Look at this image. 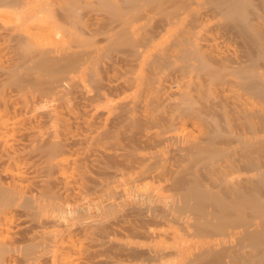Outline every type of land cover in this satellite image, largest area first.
<instances>
[{
	"label": "bare ground",
	"instance_id": "bare-ground-1",
	"mask_svg": "<svg viewBox=\"0 0 264 264\" xmlns=\"http://www.w3.org/2000/svg\"><path fill=\"white\" fill-rule=\"evenodd\" d=\"M20 6L31 19L56 6L58 25L81 26L61 42L41 19L12 43L0 30V264H99L94 215L137 191L193 234L264 249V0H0ZM77 68L121 122L50 104V85ZM58 122L73 146L52 139ZM126 126L150 149L126 148ZM128 155L137 170L114 167L123 178L95 191L100 161ZM242 250L237 264H264Z\"/></svg>",
	"mask_w": 264,
	"mask_h": 264
},
{
	"label": "rangeland",
	"instance_id": "rangeland-1",
	"mask_svg": "<svg viewBox=\"0 0 264 264\" xmlns=\"http://www.w3.org/2000/svg\"><path fill=\"white\" fill-rule=\"evenodd\" d=\"M30 6L31 5H29L28 8ZM28 8L24 6H22L21 8L20 6L21 10H18V12L20 13L17 14L6 8H5L6 10L0 8V30L3 33L5 32L4 34H6V36L7 35L9 36L7 37L8 43L9 42L12 43L11 40L13 39L12 34L14 37L15 30L19 31L23 26L28 28L29 26L32 27L34 26L35 28L38 25V23L40 24V22L42 21L45 22V20L48 23L51 30L53 31V35H52L53 39L56 40L57 42L64 41L65 40L64 37L69 38V36H73L76 33L78 34L80 32V26H81L80 22L72 21L68 23L67 22L63 23L62 25L60 24L58 25L56 23V21L53 19L54 14L58 10L56 6H49L43 9L41 11L42 13L39 14V17L37 16L36 18L32 17V19L34 18L33 21L29 16V15H33L31 12L32 6L30 7L31 10ZM14 15H16V17ZM37 19L38 20L41 19L40 22H38ZM99 37H101V35ZM114 50L116 51L114 52L111 51L112 53H110L109 51L107 52H109L108 53L109 55L111 54V56L116 57V55H119V53L122 52V47ZM21 51L22 48L18 46L16 48V52L20 53ZM105 58L106 57L103 58L102 62L105 61L104 60ZM106 64L104 67H106ZM77 69L80 70L79 68ZM78 70L73 69L75 74L72 73V70L69 72L70 74L66 72L65 74L68 73L67 75L68 78H65L66 75L63 77L62 75H60L59 77L60 79H57L58 81H60L62 78L65 79L60 81L58 84L57 83L54 84L53 82H52L53 84L51 83L52 85H50V87L51 89L53 88L54 90L50 89L49 95L50 94L51 95L50 96L47 95L49 97L48 99L53 101L52 103L50 102V104L54 105V104L65 103L72 108H74V105L75 108H77L79 105L86 104L90 108L94 107L97 114L102 118H107L110 116V118L112 119L113 122H115V124L121 122V116L119 114H116L114 112L111 113L110 108L108 109L106 108L109 107L107 102H101V103L98 102V96L95 90V86L92 85L91 82L89 83L88 82L89 80H86L88 77H86L85 71H83L82 69L80 71ZM119 73L120 72L111 73L112 75L110 78H109L110 75L108 76L107 73H104L103 74L104 76H102L100 82V84L104 82L102 85H104V87L106 88V94H108L109 98L111 99L119 98L118 96L121 95L122 93V90H114L113 88H111L112 90L111 89L108 90L107 87L108 86L107 83L110 81L109 79H112L113 77L115 79L120 78L119 76L121 73L120 74ZM44 77H47V79L49 78L48 75H44ZM46 85L47 83L42 84L41 85L42 87H40L41 90L43 87L45 89ZM35 90L39 91V95L42 92H44L43 94H45V91H47L46 93L48 94V88L45 91L42 90L41 93H40L41 90H39L38 88ZM60 124L63 125L62 122H58L57 126L54 127L53 133L55 134V130L57 132L55 136L53 134L54 137H52V139L54 140V142L56 143L58 142V144L59 143L61 144V141L63 140L62 141L63 146H65L64 143L73 146L75 143L72 140L64 141L63 136H61L63 135V128L65 126L63 127ZM123 128H124L123 130L124 133L122 131ZM123 128H121L120 130L122 132V134L120 133L121 134L120 137H122V135H125L124 137H122V139L124 140V145L126 146V148L131 147V145H133L142 150L150 149L148 145L141 143L138 138H130L129 136L131 135V133L129 136H127L128 134H126V132L127 133L130 132L129 130L126 131L127 129H129L127 126L126 128L125 127ZM60 131H62L61 132L62 134L60 133ZM107 145L110 147L113 146V144L111 143H108ZM102 160L100 161L103 162L100 163L102 166L99 164L98 168L99 166L100 168L96 169L94 173L96 177L95 183L93 184L95 191L101 190L103 188L104 183L112 184L121 180L123 176L117 175L118 173L121 172L120 168L126 171H136L138 168V161L133 155H128L125 161L116 159L112 156H105ZM114 167L119 168L117 174L116 172L113 173L114 171H116ZM141 193L142 191H137L130 194L127 198H125L118 205H116L117 210L115 209V207L114 209L112 208H108L105 210L101 209L98 210V212L95 214L96 216L94 215V217L97 218L94 224V228L97 237L100 238L99 243L102 242L101 245H99V248L96 250L99 252L98 255H100L102 259L104 258L103 260L101 259L102 261H100V259H98L100 257L97 255L98 258L96 260L100 261V263L98 261L99 264H101L102 262H103L102 264L104 263L105 264H237L235 261L236 260L235 255L240 252L239 250L242 249H244L245 251L251 250L252 252H255V255L256 253H258L260 257H264L263 248H261V250L258 251V249L254 247L253 244L249 243V240H243V242H245L244 243L245 245L242 242H239V240L237 239L238 233H234L237 234L235 235L236 237L233 234V236L236 239L235 238L233 239V236L229 235L230 237L232 236V238H230L231 241L233 239L236 240L235 242H238L234 244L232 243L233 241L231 242L230 240H228V242L230 241L232 245H227L228 243L227 239H229L227 238L228 235H226L227 239L226 238H225L226 240L224 239L226 243L220 241V239L222 240L223 237H225V235L223 236L222 233H217V234H222V236L220 235V237L222 238H218L216 236L217 234L216 235L214 234V236L212 235L214 241L212 240L210 235H208L209 236L208 237L207 234H205L206 236H198V234H193V231H195L193 230L194 228L192 229V227L190 226H188L189 228L186 226L182 227L181 223L177 221L176 222L172 221L170 220V218L164 217L163 212L160 208L158 207L151 208L147 206L145 203L138 201L137 196L138 194ZM153 195L156 196V194L154 193ZM106 210H108L109 212H106ZM50 224H52V222ZM184 227L186 229H184ZM190 228L192 233L189 232ZM199 235H204V234L199 233ZM194 236L196 237L194 238ZM207 239L209 241H207ZM218 240L221 243V245L218 244ZM205 243L207 244L209 243V244L207 245ZM210 243H214V245ZM232 248L234 249V251ZM244 250H242V252ZM235 251L237 252L236 254ZM232 254L234 258H232ZM114 260H117L118 263H116L117 261Z\"/></svg>",
	"mask_w": 264,
	"mask_h": 264
}]
</instances>
